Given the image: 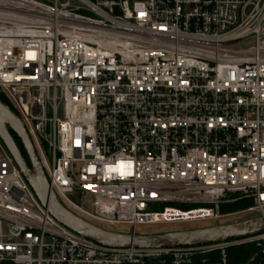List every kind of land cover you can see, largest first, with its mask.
I'll return each mask as SVG.
<instances>
[{"label":"built area","instance_id":"2783aa9c","mask_svg":"<svg viewBox=\"0 0 264 264\" xmlns=\"http://www.w3.org/2000/svg\"><path fill=\"white\" fill-rule=\"evenodd\" d=\"M0 92L57 201L107 231L264 217V0H0ZM1 102V101H0ZM55 220L0 140V264H228ZM216 255L215 258H212Z\"/></svg>","mask_w":264,"mask_h":264},{"label":"water","instance_id":"95a60500","mask_svg":"<svg viewBox=\"0 0 264 264\" xmlns=\"http://www.w3.org/2000/svg\"><path fill=\"white\" fill-rule=\"evenodd\" d=\"M11 133L19 139L26 154L28 164L23 158ZM0 140L21 170L35 196L42 206L47 209L48 213L65 227L99 244L109 247L197 246L250 237L264 230V217L261 216L228 225H216L153 235H125L101 229L69 212L52 195L45 174L23 126L2 102H0Z\"/></svg>","mask_w":264,"mask_h":264},{"label":"trees","instance_id":"16d2710c","mask_svg":"<svg viewBox=\"0 0 264 264\" xmlns=\"http://www.w3.org/2000/svg\"><path fill=\"white\" fill-rule=\"evenodd\" d=\"M0 101L10 106V103L6 97L0 92ZM19 150L22 153L23 158L28 164L26 154L23 151V148L20 142H16ZM252 206L250 200H239L235 203L224 205L220 207L221 212L231 213L232 211L238 209H247ZM227 263L228 264H264V258L259 254L258 249L252 244H245L242 246L230 248L226 251ZM216 255H213L212 258H215ZM194 264H199V260H195Z\"/></svg>","mask_w":264,"mask_h":264},{"label":"rangeland","instance_id":"374dc122","mask_svg":"<svg viewBox=\"0 0 264 264\" xmlns=\"http://www.w3.org/2000/svg\"><path fill=\"white\" fill-rule=\"evenodd\" d=\"M232 214L226 218L218 221H200V222H185V223H170V224H156V225H145L137 227V234L141 235H153L163 234L169 232L200 229L205 227H212L216 225H228L245 221L248 219L259 217L256 211H246V209H238L231 212Z\"/></svg>","mask_w":264,"mask_h":264},{"label":"flooded vegetation","instance_id":"af4514ba","mask_svg":"<svg viewBox=\"0 0 264 264\" xmlns=\"http://www.w3.org/2000/svg\"><path fill=\"white\" fill-rule=\"evenodd\" d=\"M12 134V136H13V138H14V141H15V143L18 141V142H20L19 141V139L13 134V133H11ZM21 144V143H20Z\"/></svg>","mask_w":264,"mask_h":264}]
</instances>
